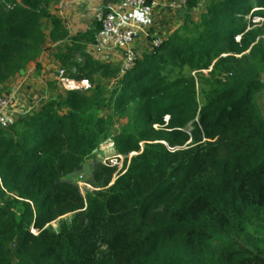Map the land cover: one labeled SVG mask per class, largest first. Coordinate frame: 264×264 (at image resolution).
<instances>
[{"label": "trees", "instance_id": "trees-1", "mask_svg": "<svg viewBox=\"0 0 264 264\" xmlns=\"http://www.w3.org/2000/svg\"><path fill=\"white\" fill-rule=\"evenodd\" d=\"M57 1L0 0V86L36 62L49 40L69 39L49 9ZM255 7L264 0L214 1L184 28L189 35L172 33L127 69L114 106L134 107V131L116 136L123 171L112 183L111 167L98 191L84 197L64 178L100 148L101 131L83 114L101 87L93 95L72 90L0 127V264H264V116L254 103L264 24H245ZM251 15L264 18L260 9ZM101 33L95 21L57 54L88 91L96 74H116L83 48ZM222 54L202 107L194 78L166 73L210 69ZM220 62L230 66L224 77L215 74Z\"/></svg>", "mask_w": 264, "mask_h": 264}, {"label": "rangeland", "instance_id": "rangeland-1", "mask_svg": "<svg viewBox=\"0 0 264 264\" xmlns=\"http://www.w3.org/2000/svg\"><path fill=\"white\" fill-rule=\"evenodd\" d=\"M214 1L218 0H198L195 5L191 4V0H187L186 5H181L180 0H156L153 14L142 24V33L139 40L131 47L135 53V60L146 52H151L155 47L156 40L164 41L172 33L179 31L181 34L189 35V31H184L185 27L193 28L200 22L202 13L206 7ZM75 9H70L73 13V19L78 20L77 26H81V31L71 33L69 31V39L63 42H53L51 40L45 45L44 51L40 58L29 65V67L10 79L8 82L0 86V99L6 98L11 102L4 110H0V127L8 128L15 124L20 118L31 114L37 109H41L49 102H61L72 91L61 80L60 71L65 72L66 77L70 78L71 74H75L77 69L74 66L63 67L58 61L57 54H65V44L74 42V36L80 32H85L93 27L95 21H102L103 16L107 13L108 7L114 5L105 0H84L78 3ZM62 9L59 7V1L53 3L49 9L57 15ZM264 12V8H253L245 18L246 29L261 27L264 24V18L259 15H251L255 10ZM70 12V13H71ZM68 16H71L68 14ZM62 17V16H61ZM64 23L65 20L63 19ZM251 24H254L252 26ZM66 25V24H65ZM67 27V26H66ZM86 28V29H85ZM264 31V26H262ZM49 33V27L45 28ZM239 39V36L236 37ZM89 43L84 46V50L92 53L93 58L112 67L116 74L111 77H104L96 74L94 77L93 88H77L76 90L86 91L85 93L94 94L96 87L99 86L103 93L91 105L90 109L83 114V119L90 127L94 126L101 131V145L91 158L85 160L73 173L67 175L64 181L73 186L82 196L93 193L101 189L108 178L109 169L117 166L116 172L113 174L112 183L118 174L123 171L125 156L116 148V136L121 134L132 133L133 127V106H127L125 110H119L114 106L115 97L118 92L120 83L125 76L127 69L125 68L126 51L121 50L111 43L105 42L107 46L103 49L92 46ZM222 54L213 61V65L207 70H192L190 68H176L167 66L166 73L171 77H187L194 78L196 82V96L200 107L207 102V97L211 92L213 78L210 72L213 66L222 57ZM76 62H82L83 57L80 53L74 56ZM230 68L227 63L220 62V67L215 74L219 77L226 75V70ZM214 76V77H216ZM261 86L258 87L256 96L254 97L255 105L260 109L264 116V70L260 73ZM87 86V84H84ZM103 119L100 126L97 125L98 120ZM10 131V130H9ZM136 152L128 155L130 160ZM2 205V202H0ZM72 215L62 218L66 219ZM59 221L53 222V226L57 227ZM37 233L36 229H31Z\"/></svg>", "mask_w": 264, "mask_h": 264}, {"label": "built area", "instance_id": "built-area-1", "mask_svg": "<svg viewBox=\"0 0 264 264\" xmlns=\"http://www.w3.org/2000/svg\"><path fill=\"white\" fill-rule=\"evenodd\" d=\"M181 5H186L187 0H180ZM122 5L130 7V11L122 10L117 6L110 5L107 13L102 18V33L104 38H108L111 46H115L126 51L125 68L132 66L135 60V53L131 47L139 40L142 33V24L152 16L155 2L149 0H122ZM66 4L61 2L62 9ZM101 38V36H100ZM100 41V40H99ZM162 40H156L155 46H159ZM97 46V47H96ZM96 48L103 49L104 46L95 45ZM60 80L72 90L80 89V85L75 79L66 77L63 70L60 71ZM10 100L0 99V110H4L10 104Z\"/></svg>", "mask_w": 264, "mask_h": 264}, {"label": "crops", "instance_id": "crops-1", "mask_svg": "<svg viewBox=\"0 0 264 264\" xmlns=\"http://www.w3.org/2000/svg\"><path fill=\"white\" fill-rule=\"evenodd\" d=\"M81 1H84V0H59V4L61 2H64L66 4V8L64 9V11L60 12L59 16H62V18L65 20L67 29H69L71 33L81 31V26H77V23H78V20L76 19L77 16H75V18L73 19L72 17L73 13L70 11V9L72 10L75 9V7L79 5L78 3H80ZM115 6H117L118 8H121L122 10H126L127 12L131 10L130 7L122 5L121 2L115 4ZM68 14H70L71 16H68ZM99 40H100L99 46H107L105 42L109 41L108 38H104L102 35Z\"/></svg>", "mask_w": 264, "mask_h": 264}]
</instances>
